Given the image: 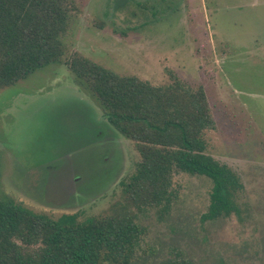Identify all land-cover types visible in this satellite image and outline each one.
<instances>
[{
  "label": "rangeland",
  "instance_id": "1",
  "mask_svg": "<svg viewBox=\"0 0 264 264\" xmlns=\"http://www.w3.org/2000/svg\"><path fill=\"white\" fill-rule=\"evenodd\" d=\"M61 62L0 87V196L78 219L107 213L139 159L68 61L81 55L154 85L203 86L215 121L206 152L239 176V214L202 221L212 182L173 175L168 213L146 227L134 264H264V0H75Z\"/></svg>",
  "mask_w": 264,
  "mask_h": 264
},
{
  "label": "trees",
  "instance_id": "2",
  "mask_svg": "<svg viewBox=\"0 0 264 264\" xmlns=\"http://www.w3.org/2000/svg\"><path fill=\"white\" fill-rule=\"evenodd\" d=\"M75 0H0V87L50 63L61 62L62 37ZM71 71L85 82L108 122L135 143L139 159L121 182L122 199L98 216L54 217L0 196V264H134L146 227L137 212H169L177 198L173 175H204L212 182L202 221L239 214L238 174L206 152L205 132L215 121L203 86L170 74L154 85L74 55ZM165 264H195L175 250Z\"/></svg>",
  "mask_w": 264,
  "mask_h": 264
}]
</instances>
